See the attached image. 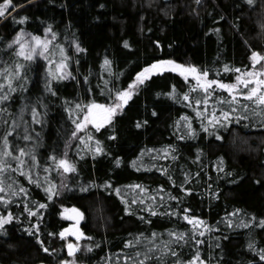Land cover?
Here are the masks:
<instances>
[{
  "label": "trees",
  "instance_id": "trees-1",
  "mask_svg": "<svg viewBox=\"0 0 264 264\" xmlns=\"http://www.w3.org/2000/svg\"><path fill=\"white\" fill-rule=\"evenodd\" d=\"M23 17L28 19L21 22ZM20 32L48 35L66 53L69 76L51 77L41 59L23 61L12 44ZM253 51L264 55V0H13L0 17V70L16 63L24 68L13 78L16 90L0 104L12 114H0L8 120L0 134L15 119L21 127L9 136L13 150L34 149L39 165L29 156L21 171H13L17 162L8 158L12 169L4 173L5 185L17 194L0 193L11 200L7 206L0 202V214L13 215L0 229V264H131L124 257L143 259L135 253L148 248L154 258L146 264H187L197 251L206 264H264V123H237L233 113L231 123L211 126L214 110L217 116L228 110L218 102L230 98L225 91L213 85L215 94L197 105L205 93L193 79L154 72L99 130L90 125L79 138L73 123L83 112L76 104L112 103L117 90L128 89L137 73L158 60L194 65L208 71L207 79L232 83L252 68ZM0 84L8 91L5 79ZM173 88L175 98L169 95ZM33 107L40 123L32 119ZM25 124L31 140L22 139ZM65 152L75 164L70 173L58 168ZM29 169L38 184L22 174ZM49 185L56 190L51 199ZM41 203L47 207L39 208ZM66 208L84 214L79 223L74 219L83 233L75 256L67 249L75 240L68 232L59 235L73 229L63 216ZM236 209L241 211L232 215ZM185 215L204 223H190Z\"/></svg>",
  "mask_w": 264,
  "mask_h": 264
},
{
  "label": "snow or ice",
  "instance_id": "snow-or-ice-1",
  "mask_svg": "<svg viewBox=\"0 0 264 264\" xmlns=\"http://www.w3.org/2000/svg\"><path fill=\"white\" fill-rule=\"evenodd\" d=\"M197 3H199V0H197ZM247 3L249 5H252L255 3V0H247ZM10 6H13V0H3L2 3H0V17L5 16L8 8ZM28 19V17H23L21 19V22H24ZM46 31L51 32V27L46 29ZM218 31V30H217ZM53 35H55L53 33ZM51 42L47 39H42L40 36H31L30 39H25V34L23 32H20L16 38L12 41V44H16L19 46V51L17 52V55L20 57H23L26 60H33L35 58L36 49L42 48L44 52L48 51V45ZM12 44H9V47H12ZM125 46H127V41H125ZM77 48L79 49V45H77ZM43 54V53H41ZM47 58V57H45ZM251 60L253 61V65L259 63L260 61H264V55H262L260 52L253 51L251 55ZM105 65H109L111 63L110 60L105 58L104 61ZM171 67L172 71H179L181 75L185 76V79L189 75L193 76L194 79L197 81V85L200 89L203 90L205 93L203 101L200 99H197L195 101V104L199 105L201 103L207 104L210 96L208 95L210 92L214 95L215 90L212 88L213 85L218 86L220 89L226 90L230 94V98L221 97L219 99V103L222 105H228V110H224L223 108L220 109V116L216 115L215 110L211 113L209 118V124L211 126H215L217 124H223L231 123L233 113H236V122L238 123L241 119L243 120H249L251 118H258V122L264 123V78H257V76L264 77V65L261 66V69L259 72H252V71H246V76L249 79H241L240 76L236 77V80L238 84H242L244 86V89H247V91L240 90L238 88V84L233 83H224L220 80H210L207 79L209 76L208 71L206 70H200L197 69L194 65H183V64H177L175 61L172 60H158L155 63L145 67L137 73L136 80L132 82V84L129 86L128 89L124 90H117L115 93L116 100L114 103L110 105H104V104H97L94 100L91 101L87 105L82 104H76L77 109H81L84 111L83 116V122L77 123L75 120L73 123H76L77 130L82 129L86 127L87 124L92 123L95 124L96 128L99 129L104 123L110 122L113 116L116 114L118 110H122L123 105L127 104L128 100L131 99V96L134 94V91L136 87L139 84L144 83L147 79L151 77V74L153 72H162L165 67ZM61 68L64 67L63 62H61L60 65ZM24 68V65L22 63H16L13 68H5L3 70H0V78H3L6 80V86L8 88V91H4L5 88L4 84H0V104H3L4 102L8 101L11 97V93L14 92L16 89L12 87L13 85V78L20 76L21 73L17 70H22ZM225 70L227 71L228 68L225 66ZM236 72H240L241 70L239 68L235 69ZM252 84L254 86L249 88V85ZM49 92H53V89L50 87L48 88ZM53 94H55L53 92ZM170 96L175 98V89L173 88V92L169 93ZM243 98V99H241ZM184 100H189L188 94L183 95ZM244 101H248L250 103H245ZM253 105L255 107H253ZM27 107V106H26ZM23 111L21 110L19 119L20 121H23ZM8 113V109L6 107H0V114ZM9 116H11V113H8ZM32 119L36 123H40L39 120L36 119L37 117V111L33 107L31 110ZM197 115H202V112L200 110H197ZM79 119V117L77 118ZM186 122L189 121L188 117L183 118ZM8 120L5 118L4 115H0V126H7ZM140 126L139 124L137 125ZM21 127V124L17 123L15 119L11 121V126L4 127V131L2 134H0V139L3 140V144L0 145V193H3L5 191H8L10 195H16L17 192L13 190V185L8 184L7 187L5 185V179H4V173L12 169V163L9 161L8 158H11L12 160L17 162L18 167L16 169H12L13 171H21L25 164V157L31 158V160L34 163L33 166H38L39 162L37 160V157L35 155L34 149L30 151H26L23 147H17L15 150H13L11 143L9 141V136H11L18 128ZM188 130L192 133H195V129H193L192 124L188 122L187 124ZM24 135L22 136L23 140H31L33 137L30 133H28V126L25 124L24 126ZM204 131H208L207 128H204ZM76 131L72 132L73 136H76ZM184 137L182 136L181 139ZM222 139V137H220ZM89 139H92V137H89ZM99 141H97V145H99ZM171 147V146H169ZM96 152H101L102 148L97 146L95 149ZM18 153V154H16ZM67 153L65 152L64 158H60L58 160V168H62L63 172L70 173L75 171V164L68 160ZM50 159L53 162L57 161V157L55 155L51 156ZM223 158H221L222 160ZM119 163V162H118ZM133 166H135V162H133ZM47 171V169H45ZM23 175H26L30 180H32V173L29 169L28 171H22ZM39 175V173H37ZM33 183H39L37 180H32ZM139 187V185H137ZM83 190V189H82ZM117 195L120 193V189H115ZM190 191V190H188ZM19 192H23L25 195H27V190L23 187L19 188ZM45 192L48 194V198L51 199L53 195L56 194V190L54 188V185H49L45 188ZM175 199V197H173ZM0 202H3L5 206L7 204L11 203L10 199H6L5 196H0ZM39 208H45L47 207L46 204H39ZM29 213L31 215H35L36 213L32 212L31 209H28ZM67 211V210H66ZM73 212H75V216L72 217L73 219L77 220V223H79V220L83 218V213L80 212L79 209H73ZM240 209H236V212L232 213V215H235L237 212H240ZM155 215V213H153ZM13 219L12 213L9 211L7 215L0 214V229L4 228V225L7 223H10ZM184 219L188 220L190 223L193 221L196 224H203L204 222L200 220L198 217L192 216L189 217L187 215L184 216ZM252 222L256 221V217L252 216L251 218ZM231 223V222H230ZM244 227H247V224L243 225ZM260 227H264V220L260 221L259 224ZM36 231H39V225L36 226ZM69 229H65L64 231L60 232L59 235L63 238L65 237V234L69 232ZM72 235L76 236L77 240L81 238L83 235L82 232L77 228L76 230L71 232ZM143 235V234H141ZM153 236H156V233L152 234ZM171 235H175V233H171ZM200 235H204L203 232H200ZM183 236H180L179 239H183ZM192 239H195V237H192ZM43 245V241H39ZM186 242V241H185ZM203 240H197L196 243L201 244L203 243ZM136 243H139L138 241ZM127 245L129 247L134 246L133 241H128ZM249 248H253V244H249ZM68 249V255L69 256H75V253L79 251V246L77 244H74L72 242H69L67 244ZM45 252H48L49 249L47 247L44 248ZM153 251L152 248H148L147 251L141 252L137 251L135 253V257H143V259H135L131 256L124 257L125 261H130L131 264H146L147 261L152 260L154 257L150 255V253ZM169 252H171L172 256H177L178 254L175 251H172L171 249H168ZM260 259L264 260V249L259 250ZM155 259H160V257H155ZM60 264H76L75 260H68L64 259L60 262ZM174 264H180V261L177 260L174 262ZM187 264H206V261L203 260L200 256V252L197 251L195 255L187 261Z\"/></svg>",
  "mask_w": 264,
  "mask_h": 264
},
{
  "label": "rangeland",
  "instance_id": "rangeland-1",
  "mask_svg": "<svg viewBox=\"0 0 264 264\" xmlns=\"http://www.w3.org/2000/svg\"><path fill=\"white\" fill-rule=\"evenodd\" d=\"M24 34H25V39H30V37L33 36V35H30V34L27 35V33H24ZM40 37L42 39H47L49 41L48 35H42ZM41 53H43V54H41ZM45 57H47V58H45ZM37 59H41L43 61V64H44V66H46L48 68L49 74H50L51 77L67 78L69 76V71H68V68H67V56H66V53L63 51L62 48L58 47L56 44L50 43L48 45V51L47 52H44L42 48H37L36 49L35 58L33 60H37ZM23 61H29V60L24 59ZM61 62H63V65H64L63 68L60 67ZM177 64L190 65V64H186V63H177ZM262 64L264 65V61H260L259 63L255 64V65H253V61H252V68L249 71L258 73L259 70L261 69V65ZM164 70L165 71H172L170 66L169 67H165ZM172 72H175V73L181 75V73L179 71H172ZM181 76L185 78L184 75H181ZM238 76H240L241 79H249L246 76V73H239ZM257 78H264V77L257 76ZM187 79H193V81L195 83H197V81L191 75H189L187 77ZM232 83L233 84H238L237 80H235ZM252 86H254V85L250 84L249 88L252 87ZM217 88L219 90L225 91L227 94H229L226 90L220 89L218 86H217ZM238 88L240 90L247 91V89H244V86L242 84H238ZM115 100H116V97H115V99H113L112 103H114ZM112 103H107V104H104V105H110ZM119 111L120 110H118L116 113H118ZM84 114L85 113L83 111L82 114H81V120L78 123H82L83 122ZM107 123H104L100 128H102ZM90 125L92 126V123H89V124L86 125V127L78 130L79 133H80L79 134V138L82 137L83 134H87L88 133ZM94 129H97L96 126L94 127ZM99 129H97V130H99ZM72 210H73V208H66L64 210V212H63V216H65L66 218H69L73 222V229H71L70 232H68V234H69L70 237H72L75 240V242H73V243L77 244L78 246H80V244H78V242L82 240V236H81V238L79 240H77L76 236L71 234L72 231H74V230H76L78 228L77 225H76V222H74L75 220L72 218V217H74L76 215L75 212H73Z\"/></svg>",
  "mask_w": 264,
  "mask_h": 264
},
{
  "label": "water",
  "instance_id": "water-1",
  "mask_svg": "<svg viewBox=\"0 0 264 264\" xmlns=\"http://www.w3.org/2000/svg\"><path fill=\"white\" fill-rule=\"evenodd\" d=\"M163 72V71H162ZM95 127V124H92Z\"/></svg>",
  "mask_w": 264,
  "mask_h": 264
}]
</instances>
